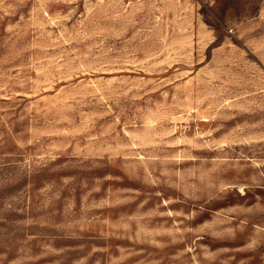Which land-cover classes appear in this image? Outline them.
Here are the masks:
<instances>
[{
	"label": "rangeland",
	"instance_id": "obj_1",
	"mask_svg": "<svg viewBox=\"0 0 264 264\" xmlns=\"http://www.w3.org/2000/svg\"><path fill=\"white\" fill-rule=\"evenodd\" d=\"M0 264H264V0H0Z\"/></svg>",
	"mask_w": 264,
	"mask_h": 264
}]
</instances>
